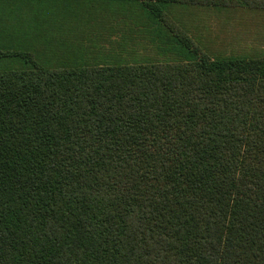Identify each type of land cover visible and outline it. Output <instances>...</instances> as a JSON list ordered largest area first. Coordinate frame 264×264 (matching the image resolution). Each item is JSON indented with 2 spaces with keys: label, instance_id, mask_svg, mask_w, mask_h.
Segmentation results:
<instances>
[{
  "label": "trees",
  "instance_id": "1",
  "mask_svg": "<svg viewBox=\"0 0 264 264\" xmlns=\"http://www.w3.org/2000/svg\"><path fill=\"white\" fill-rule=\"evenodd\" d=\"M115 1L156 58L0 70V264H264V50Z\"/></svg>",
  "mask_w": 264,
  "mask_h": 264
},
{
  "label": "rangeland",
  "instance_id": "2",
  "mask_svg": "<svg viewBox=\"0 0 264 264\" xmlns=\"http://www.w3.org/2000/svg\"><path fill=\"white\" fill-rule=\"evenodd\" d=\"M11 0H0V52L4 53L0 58V70L5 68L24 69L28 65L24 60L13 57L15 54H32L33 58L41 65L47 68H60L69 65L75 57L89 58L87 62L95 64H109L117 61L135 62V58H142L145 55H152L151 51L146 47L137 44V38L131 39V30L125 26H117L114 22L102 23L94 21L92 23L81 22L75 23L73 19L62 17L61 22H57V31L49 28L48 36L59 39L53 41L52 45L47 47L49 51H59V53H50L44 50L41 42V29L38 28V19L41 18L44 24H56L55 16L48 15L47 12H37L35 4L27 5L23 2H8ZM41 8V6H39ZM50 12V11H48ZM175 16V14H174ZM178 18L180 14L177 15ZM44 18V19H43ZM66 18V20H65ZM173 18V17H172ZM171 19V17H170ZM225 25L224 28L222 25ZM230 23H211V32H207L204 23H199L200 31L203 36H207L206 42L212 41V34L215 38L223 37L226 45L216 43L209 44V48L215 47L217 51H226L236 53L240 57L255 58L262 54L264 47V26L263 23L239 22L234 27H229ZM57 25V24H56ZM195 26V24H192ZM198 25V26H199ZM210 25V24H209ZM33 26L37 31H33ZM198 28V27H197ZM212 33V34H211ZM37 34V36H36ZM211 34V35H210ZM135 37L136 32L133 33ZM36 40V43L33 41ZM44 40V38H43ZM125 42V43H124ZM32 51H27L28 46H32ZM227 54V53H226ZM141 55V56H137ZM224 56V55H222ZM51 59L53 61H51ZM18 62H15L17 61ZM51 61V62H50ZM71 62V63H70ZM85 62V61H84Z\"/></svg>",
  "mask_w": 264,
  "mask_h": 264
},
{
  "label": "crops",
  "instance_id": "3",
  "mask_svg": "<svg viewBox=\"0 0 264 264\" xmlns=\"http://www.w3.org/2000/svg\"><path fill=\"white\" fill-rule=\"evenodd\" d=\"M194 1L195 2L173 5L174 8L168 12L169 17H171V20L176 21V23H178V26H180L181 28L189 30L190 36H194L197 39V42L202 47V49L204 48L207 52L213 53L214 55L237 56L233 55L236 53H228L223 50L217 51L215 47H212V49H210L209 44L213 43L214 45V43H216L218 40L219 44L226 45V40L223 37L215 38L211 33L213 37L211 43H209V41L206 42V39L208 37L201 34L199 23H204V28L207 32L212 31L211 23H230L228 26L234 27L235 25L237 26L239 22H261L264 26V0ZM13 2H23L27 5L35 4L37 7V11L34 12H37L38 14L40 12L46 11L48 16L52 15L53 13L57 25L44 24L41 18L38 19V22L40 23L38 24V28L43 31L40 33L42 38L39 40H41V42L38 41V43L40 44L43 42L44 50L50 53V55L59 53L58 50L49 51L47 49V47H49L50 45L53 46L52 39H54L53 41L55 42L56 40H58L59 44L60 41L59 39L54 38V36L50 38L48 36L49 31L45 32V30H51L49 28H52L57 31V22H61L62 17L64 16L68 17V19H73L76 24L81 22L92 23L94 21L95 23L114 22L117 26H121L120 28H123L125 26L127 29L131 30L130 33L133 37L130 38H137V44L135 46L140 47V45H142L143 47H146L151 51L152 55H156L159 53L158 45L155 43V41L153 42L155 36H153V40H151L150 35L148 33H144L147 30L150 31L151 29L155 28V25L151 24V18L149 19L148 16L141 13V9L137 5L138 3L115 0H14ZM39 6H41V8H39ZM178 14H180L179 18L177 16ZM192 24H195V26H193ZM222 26L226 28L224 24ZM32 30L35 31L36 27L33 26ZM36 31L38 34L39 30L37 29ZM134 32H136L137 37L133 35ZM33 41L35 42V44H37L35 39H33ZM32 47H35L34 44L32 46H28L27 51H32ZM154 58L156 57L145 55L142 58H138L137 60L144 61ZM86 60L91 59L86 58ZM86 60L83 58L75 57L72 59V62L92 64L91 62H87ZM51 61L53 60L51 59Z\"/></svg>",
  "mask_w": 264,
  "mask_h": 264
}]
</instances>
